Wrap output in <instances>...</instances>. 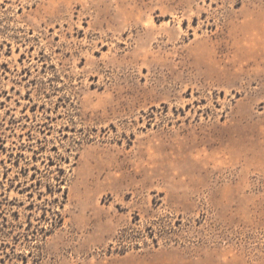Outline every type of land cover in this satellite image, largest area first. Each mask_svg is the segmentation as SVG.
Here are the masks:
<instances>
[{"label":"rangeland","instance_id":"374dc122","mask_svg":"<svg viewBox=\"0 0 264 264\" xmlns=\"http://www.w3.org/2000/svg\"><path fill=\"white\" fill-rule=\"evenodd\" d=\"M0 264H264V0H0Z\"/></svg>","mask_w":264,"mask_h":264}]
</instances>
